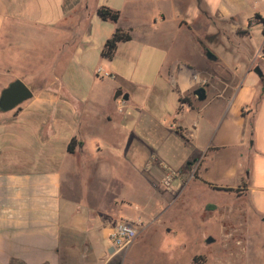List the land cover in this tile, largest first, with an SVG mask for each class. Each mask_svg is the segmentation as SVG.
I'll list each match as a JSON object with an SVG mask.
<instances>
[{"label":"crops","instance_id":"1","mask_svg":"<svg viewBox=\"0 0 264 264\" xmlns=\"http://www.w3.org/2000/svg\"><path fill=\"white\" fill-rule=\"evenodd\" d=\"M117 27L131 39L109 59ZM24 48L58 85L0 107V264H120L111 231L139 223L127 254L170 196L167 168L191 201L220 193L204 208L244 195L264 213V0H0V97Z\"/></svg>","mask_w":264,"mask_h":264},{"label":"rangeland","instance_id":"2","mask_svg":"<svg viewBox=\"0 0 264 264\" xmlns=\"http://www.w3.org/2000/svg\"><path fill=\"white\" fill-rule=\"evenodd\" d=\"M39 52L42 55L43 51ZM27 53L26 50L24 56L20 52L19 58L25 59L23 65L18 63L16 68L10 66V72L5 71L4 86L7 87L19 77L33 90L58 85L49 80L53 79L59 68L44 67L43 58L38 61L39 66L30 67L29 64H34L35 59L30 61ZM11 54L5 52L7 58ZM56 54L53 52V55ZM106 80L111 81L108 78ZM188 187L184 183L177 192H172L169 187L164 188L170 196L152 204L159 211L151 217V227L140 233L139 239L127 254L124 250L122 255L120 253L118 262L187 264L190 254L200 252L196 255L201 256L197 264H264V213L253 207L248 196L225 194L220 209L215 204L204 208L207 200L216 199V194L220 193L198 194L197 200L191 201ZM209 237L213 238L211 242H208ZM170 241L177 247L186 241L187 248L169 251Z\"/></svg>","mask_w":264,"mask_h":264},{"label":"built area","instance_id":"3","mask_svg":"<svg viewBox=\"0 0 264 264\" xmlns=\"http://www.w3.org/2000/svg\"><path fill=\"white\" fill-rule=\"evenodd\" d=\"M96 72L97 75L102 77L111 76V74L102 67H97ZM193 79L203 87L208 83L207 78H202L198 74H194ZM178 176L179 172L176 169L167 168L162 184L165 187H171ZM138 224V222L126 218L120 219L117 222L110 234L112 247L115 251H122L134 242L138 236Z\"/></svg>","mask_w":264,"mask_h":264},{"label":"water","instance_id":"4","mask_svg":"<svg viewBox=\"0 0 264 264\" xmlns=\"http://www.w3.org/2000/svg\"><path fill=\"white\" fill-rule=\"evenodd\" d=\"M207 56L215 59L216 56L210 50L207 51ZM122 90H118L115 94V98L122 95ZM194 94L198 96L200 100L206 97L205 87L201 86L194 90ZM34 95L33 90L22 79L17 78L12 81L7 87L4 88L0 97V107L3 110H10L20 105L25 100L32 98ZM125 99L129 98L127 93L123 94ZM213 240L212 237L208 238V242ZM113 251V250H111Z\"/></svg>","mask_w":264,"mask_h":264},{"label":"trees","instance_id":"5","mask_svg":"<svg viewBox=\"0 0 264 264\" xmlns=\"http://www.w3.org/2000/svg\"><path fill=\"white\" fill-rule=\"evenodd\" d=\"M98 14L104 20H111V21H118L120 17V11L115 10L111 7L102 5L98 8ZM257 17H260L259 15ZM263 21V20H261ZM131 39V34L128 31H125L121 27H117L114 34L106 41L102 54L103 56L112 59L115 55V51L117 49L118 43L121 41H127ZM74 143L75 139H72L69 144V150L72 152L74 151ZM217 189L222 190H232L231 188H223V187H216ZM201 256H195V261L198 262ZM202 264V263H201Z\"/></svg>","mask_w":264,"mask_h":264}]
</instances>
